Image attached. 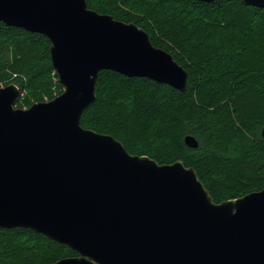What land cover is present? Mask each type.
<instances>
[{"label": "water", "instance_id": "1", "mask_svg": "<svg viewBox=\"0 0 264 264\" xmlns=\"http://www.w3.org/2000/svg\"><path fill=\"white\" fill-rule=\"evenodd\" d=\"M0 23L50 41L63 87L26 109L14 107L17 86L0 87V229L77 253L54 264H264V188L215 203L193 168L130 155L80 125L101 71L185 91L187 72L171 54L85 0H0ZM183 142L198 147L192 136Z\"/></svg>", "mask_w": 264, "mask_h": 264}, {"label": "trees", "instance_id": "2", "mask_svg": "<svg viewBox=\"0 0 264 264\" xmlns=\"http://www.w3.org/2000/svg\"><path fill=\"white\" fill-rule=\"evenodd\" d=\"M85 1L90 10L143 29L154 47L171 54L186 70L187 82L181 92L149 79L101 71L95 101L83 113L81 127L113 137L130 155L146 156L158 165L180 161L193 168L215 203L263 189L264 165L251 189H241V176L249 163L264 156L260 134L264 109L254 118L243 117L240 135L234 131L229 103L249 92L264 97V44L232 30L229 41L217 42L213 54L192 61L186 54L169 52L166 42L176 31L171 14L176 8L218 13L233 6L260 19H264V9L247 6L242 0ZM233 28L237 29L235 25ZM49 48L50 41L43 35L0 23V81L6 80L3 86L14 84L19 88L16 105L24 103L23 94H35L33 102H26L28 108L63 92ZM53 84L61 89L55 95ZM186 136L196 139V149L184 145ZM222 191L233 195L220 198ZM76 256L65 245L28 229H0V264H54Z\"/></svg>", "mask_w": 264, "mask_h": 264}, {"label": "rangeland", "instance_id": "3", "mask_svg": "<svg viewBox=\"0 0 264 264\" xmlns=\"http://www.w3.org/2000/svg\"><path fill=\"white\" fill-rule=\"evenodd\" d=\"M171 14L174 17L172 20L173 24L176 25V31L172 39L166 42V49L178 56L186 54L190 56L192 61H201L213 54L218 47L217 42L224 41L227 43L229 41L232 30L237 31L241 37L264 44V19L251 17L245 11L238 10L233 6L218 13L176 8ZM234 25L237 29L233 28ZM242 33L246 36H243ZM5 81H0V87H4ZM55 82L53 80V83ZM60 90L54 84L51 86L53 95ZM34 95V93L23 94L21 100L25 104H15L14 107L26 109V102H33ZM43 99L46 98L43 96ZM229 108L235 133L243 135L241 126L243 117L244 119L256 117L259 111L264 109V97L255 92L245 93L234 101L230 100ZM262 165H264V156H258L244 168L241 176V189H251L256 184V180L261 175L260 168ZM232 195V193L228 194L222 191L218 197L228 198Z\"/></svg>", "mask_w": 264, "mask_h": 264}]
</instances>
